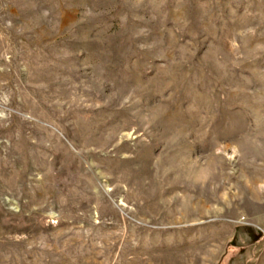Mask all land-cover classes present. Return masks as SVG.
<instances>
[{"label": "rangeland", "instance_id": "rangeland-1", "mask_svg": "<svg viewBox=\"0 0 264 264\" xmlns=\"http://www.w3.org/2000/svg\"><path fill=\"white\" fill-rule=\"evenodd\" d=\"M264 0H0V264H264Z\"/></svg>", "mask_w": 264, "mask_h": 264}, {"label": "bare ground", "instance_id": "bare-ground-1", "mask_svg": "<svg viewBox=\"0 0 264 264\" xmlns=\"http://www.w3.org/2000/svg\"><path fill=\"white\" fill-rule=\"evenodd\" d=\"M264 189V188H263Z\"/></svg>", "mask_w": 264, "mask_h": 264}]
</instances>
